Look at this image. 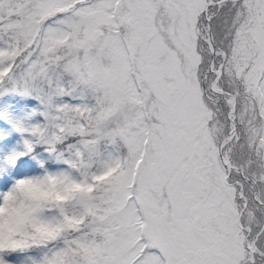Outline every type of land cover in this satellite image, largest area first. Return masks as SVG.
I'll use <instances>...</instances> for the list:
<instances>
[{
    "label": "snow or ice",
    "instance_id": "snow-or-ice-1",
    "mask_svg": "<svg viewBox=\"0 0 264 264\" xmlns=\"http://www.w3.org/2000/svg\"><path fill=\"white\" fill-rule=\"evenodd\" d=\"M0 264H264V0H0Z\"/></svg>",
    "mask_w": 264,
    "mask_h": 264
}]
</instances>
